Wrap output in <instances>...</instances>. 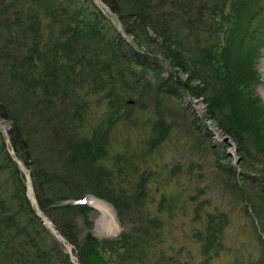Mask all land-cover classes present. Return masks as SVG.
I'll use <instances>...</instances> for the list:
<instances>
[{"label": "trees", "instance_id": "16d2710c", "mask_svg": "<svg viewBox=\"0 0 264 264\" xmlns=\"http://www.w3.org/2000/svg\"><path fill=\"white\" fill-rule=\"evenodd\" d=\"M3 1L6 0H0V38L5 34L10 39L8 19L1 13ZM38 1L56 17L67 36L51 55H48L52 50L49 46L39 52L35 43L30 48L22 43L24 51L12 49L8 39L3 38L0 45V81L7 78L13 88L12 96L9 94L0 106V118L11 120L8 142L0 136V264H73L62 243L35 214L25 194L23 175L8 151L11 148L15 157L28 165V140L39 138L40 134L49 146H60L59 153L70 152L67 157L76 171L71 181L60 184L57 171L44 160L49 152L47 147L44 148L47 151L40 147L38 159L35 158L39 166L30 167L36 205L72 246L77 264H160V259L152 260L150 253L151 229L156 225L158 228L159 221L143 214V195L137 192L120 196L105 189L112 185L110 179L100 184L99 179L84 182L78 175L81 172H91L93 178L95 174L108 175L100 159L106 154L109 128L119 117H125L126 109L132 110L135 105L157 113L142 123L147 125L152 145L159 144L170 130L203 142L200 139L206 135L196 124L199 119L178 101V91H183L191 97L203 96L208 117L216 121L236 146L237 165L227 162L222 168L229 180L228 187L240 197L246 178L264 172L263 167H257L264 165V103L253 92L258 81L254 62L264 43V0H131L123 3L124 6H117L114 0H102L118 14L123 32L131 36L129 43L114 28L113 34H109L110 29L104 27L96 10L80 9L74 0ZM126 3H131L132 10L127 11ZM22 26L14 34L29 36L38 30L29 24ZM74 39L79 40L80 48L89 46L91 50L81 51L91 52L95 62L106 58L102 64L108 72L107 79L99 80L96 85L110 84L106 89L107 97L111 96L107 102L108 126L89 132L88 136L80 129L87 117V106L73 102L72 107L62 96L67 93L64 85L68 86V76L75 77L78 66L81 72L93 71L92 62L82 66L79 58L82 52L74 53L71 47ZM152 42L157 45L153 46ZM61 50L67 54L65 59L60 55ZM180 72L186 77H181ZM194 79L201 81L202 87L191 86ZM59 91H63L62 95ZM55 100L60 107L53 109ZM172 114L185 120L166 121L164 115ZM20 120L28 126L23 129ZM75 157L80 159L78 163ZM64 163L68 171H73L68 162ZM235 167L240 172L236 173ZM70 189L72 192L66 193ZM75 189L99 197L107 195L104 198L112 204L124 228L115 236L97 238L86 228V223L78 225L74 214L92 209L86 205L60 204L76 197ZM253 212L258 215V211ZM144 218L146 223L142 221ZM213 224L208 221L206 227L209 241L222 229V225Z\"/></svg>", "mask_w": 264, "mask_h": 264}, {"label": "rangeland", "instance_id": "374dc122", "mask_svg": "<svg viewBox=\"0 0 264 264\" xmlns=\"http://www.w3.org/2000/svg\"><path fill=\"white\" fill-rule=\"evenodd\" d=\"M74 1L80 9L98 11L101 17L100 21L103 22L104 27L110 29L109 34H113L114 28L121 34L124 42H130L131 36L123 32L118 14L106 2L102 0ZM3 2L4 10L1 13L6 14L3 17L8 19V28L12 34L9 39L3 30V38L9 40L12 49L24 51L25 47H21V44L25 42L26 48L32 47L35 43L36 50L39 52L49 46L52 50H49L48 55L56 53L55 50L61 47V43L65 41L67 35L62 33V25L56 22L55 16L45 10L41 1L6 0ZM125 2H131V0H114V4L117 3V6L119 4L124 6ZM4 4L7 5L4 6ZM130 4L126 3L127 11L132 10ZM162 7L165 10L166 5L163 4ZM218 16L215 14V17ZM22 24H29L37 28L36 34L31 33L29 36L27 34L23 36L22 33L14 34L15 30L21 31ZM3 38H0V45L3 43ZM80 45L79 40L75 41L74 39L71 42V47L77 55L83 53L81 50H91L89 46L80 48ZM152 45L156 46L157 42H152ZM60 55H62V59L67 56L62 50ZM79 58H82L81 63L84 67L92 62L93 66L90 65V67L93 71L84 73V71L81 72V66H78L75 70L78 74L75 77L70 76L71 78L68 76V86L64 85L67 93L64 95H62L63 91H59V93L72 107H74L73 102L87 106L86 120L84 118L85 121L80 124V129L87 133L84 134L80 129L79 131L88 136L92 131L95 132L98 128L105 129L108 126L106 113L110 109L107 102L111 101V96L107 97L106 89L110 84L105 82L106 85H96L99 80L107 79L108 72L102 64L103 59L106 61L105 57L98 58L95 62V58L93 59L92 53L89 52L83 53ZM91 59L93 60L91 61ZM61 64L66 63L62 62ZM254 64H256L255 69L258 73V81L253 86L254 96L264 103V43L259 49V55ZM162 65L165 67L164 64ZM178 74H181V77H186L182 72ZM3 79L0 81L3 82L0 85L1 107V104L6 101L5 98L9 94L12 96L13 92L12 86L7 83L8 79L5 77ZM74 84H76L75 89ZM190 85L202 87V82L194 79L190 81ZM177 98L180 106L191 115L198 116L199 120L205 116L204 123L196 121L200 129L202 128L201 132L206 135L205 138L200 139L203 142L183 137L181 133L177 134L170 130L159 144L152 145L149 142L150 134L147 133V125L142 123L146 117L154 118L157 113H154L153 109L146 111L147 108L144 110L135 105L132 110L126 109L125 117H119L109 128L106 154L100 159L102 166L106 167L109 172L108 175L95 174L96 177L93 178V173L84 174L81 172L78 175L79 179L82 177L84 182L99 179L100 184H104L108 178L112 183L109 188L107 187L108 189L105 188L108 192H116L120 196L137 192L143 195L142 204L143 211H145L143 214L147 213L150 217H155L157 222L159 221V227L156 228V225L151 229L152 247H150V253L152 260L160 259L158 261L160 264H264V172H259L260 175L257 176L247 177L244 181L243 194L239 197L233 189L228 187L229 180L222 168L227 162L237 165L236 146L230 147L220 140V135H227L223 134L216 121L208 117L203 96L195 98L183 91H178ZM54 105L53 109L60 107L56 100ZM173 114L171 117L164 115L165 120L172 119L173 122L185 120V117L181 118L179 115L173 116ZM19 123L23 124V129L28 126L27 122L25 123L23 120H20ZM206 124L210 129L206 127ZM10 127V119L0 118V136L4 138L5 143L8 142ZM87 128H89L88 131ZM40 136L28 140L27 146L30 149L28 165H24L15 157L11 148L8 151L23 175L26 186L25 194L35 214L42 220L41 216L36 213L38 210V213L45 217V221L53 228L52 223L36 205L30 179V167L39 166L35 163V158L38 159L39 151L42 148L45 151L49 150L44 160L50 165V168H55L60 184L64 181H71L75 177L76 171L67 157L70 152L59 153L57 147L60 146L51 147L48 145L47 139ZM210 144L214 147H210ZM45 147L48 149H44ZM217 158L221 159L217 161ZM79 160L75 157L77 163ZM64 162H68L73 171H68L69 167ZM257 167L264 168V165L257 164ZM235 172H240V169L235 167ZM71 192V189L66 191L69 194ZM73 192L77 194L76 197L65 199L60 204L84 205L73 202L82 199L88 202L90 198L96 197L105 201L110 207V213L108 212L105 216H102L98 209H92L84 214H74L76 223L80 226L82 223L84 225L86 223L88 226L86 228L92 235L97 238L115 236L124 228L118 220L112 204L104 198L107 195L99 197L89 191L81 192V189H75ZM31 197L34 199V203L30 200ZM253 210L258 211V215H254ZM142 221L146 223L145 218ZM208 221L214 223L213 225H222L220 234L211 237L210 241L206 232ZM42 222L46 225L43 220ZM126 225L128 226V224ZM46 227L48 228L47 225ZM60 237L59 241L63 245V251L70 255L73 264H77L71 253L72 246L62 236Z\"/></svg>", "mask_w": 264, "mask_h": 264}, {"label": "water", "instance_id": "95a60500", "mask_svg": "<svg viewBox=\"0 0 264 264\" xmlns=\"http://www.w3.org/2000/svg\"><path fill=\"white\" fill-rule=\"evenodd\" d=\"M221 139L222 141H226V143H228L229 146H232V142L230 141V139L227 137V136H221ZM96 198V197H94ZM98 199V198H96ZM31 201H33L34 203V199L31 197L30 199ZM100 201H103L101 199H99ZM104 203H106L105 201H103ZM73 203H78V204H87L89 207L93 208V209H96L95 207H93L92 205H90L85 199H82L81 201H78V202H73ZM107 204V203H106ZM108 205V204H107ZM97 210V209H96ZM36 213L41 216L42 220L46 223V225L48 226V228L50 229V231L59 239H61V237L56 233V231L48 224V222H46L45 220V217H43L40 213H38V210L36 211ZM71 258H73V256H71ZM75 264V263H74Z\"/></svg>", "mask_w": 264, "mask_h": 264}, {"label": "bare ground", "instance_id": "6f19581e", "mask_svg": "<svg viewBox=\"0 0 264 264\" xmlns=\"http://www.w3.org/2000/svg\"><path fill=\"white\" fill-rule=\"evenodd\" d=\"M88 203L90 205H92L93 207H95L96 209H98L102 216L107 215L108 212L110 213V211H111L109 205H107L106 203L100 201L99 199L90 198L88 200Z\"/></svg>", "mask_w": 264, "mask_h": 264}]
</instances>
